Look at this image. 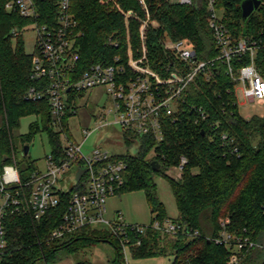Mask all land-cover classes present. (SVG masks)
<instances>
[{
  "label": "trees",
  "instance_id": "trees-1",
  "mask_svg": "<svg viewBox=\"0 0 264 264\" xmlns=\"http://www.w3.org/2000/svg\"><path fill=\"white\" fill-rule=\"evenodd\" d=\"M6 1L0 0V82L3 93L0 164L9 163V155L14 151L11 132L25 115H33L37 121L31 125L29 140L22 139V144L28 146L32 135L45 132L52 152L61 157L60 133L50 125L47 102H29L24 98L32 84L29 79L31 57L25 53L23 38L14 39L10 32L26 21L16 13L8 12ZM101 1L106 0L71 2L78 31L82 33L79 40L82 70L97 62L114 64L115 58L128 70L129 55L138 60L145 53L149 68L161 78H168L176 60L163 48L162 41L166 37L172 41H190L198 59L208 60L218 55L208 27L204 0H194L191 5L169 0H143L150 18L159 24L157 28H145L143 35L140 33L141 22L126 19L122 14L132 12L143 19L144 10L139 0H114L122 12L111 3ZM242 1L219 0V6L226 10L224 22L235 27L236 34L244 25ZM245 26L251 34H257L264 28V15L251 16ZM256 63L264 79V47L259 50ZM237 67L235 60V71ZM234 88L235 83L225 72L209 81L199 75L182 93L175 115L164 119L161 141L123 134L125 146L136 145L137 152L115 157L127 165L124 186L118 195L142 191L154 215L143 234H127L131 239L128 246L132 258L172 256L171 264H227V249L210 241L218 235L222 220L228 222L229 230L264 244V116L254 115L249 119L241 116ZM67 118L62 122L66 133ZM182 158L187 163L180 176L168 175V171L180 166ZM157 163L159 169H155ZM32 168L29 173L34 170ZM156 176L164 177L169 184L178 212L176 219L168 217L158 198ZM67 198L68 194L39 222L27 215L10 216L11 252L0 264H34L40 259L49 262L61 251L76 253L100 242L113 246L115 260L112 264H124L120 238L108 229L83 228L50 239L51 232L62 222ZM165 220H172L188 231L171 236L152 229L154 221ZM194 232L197 235H192ZM238 264H264V250L246 249Z\"/></svg>",
  "mask_w": 264,
  "mask_h": 264
},
{
  "label": "built area",
  "instance_id": "built-area-1",
  "mask_svg": "<svg viewBox=\"0 0 264 264\" xmlns=\"http://www.w3.org/2000/svg\"><path fill=\"white\" fill-rule=\"evenodd\" d=\"M72 1L5 2L8 12L16 13L26 21L23 26L11 30L12 38H23L29 30H33L36 37L35 49L30 55L29 79L32 84L24 98L29 102H47L50 125L55 132L60 133V138L66 140V144L60 141L61 157L53 152L47 156L44 172L33 170L23 177L11 157L9 163L0 164V262L10 256L11 252L8 235L10 216L27 215L39 222L62 203L66 194L67 208L61 224L51 232L50 239H58L83 228H103L120 238L124 249H127L131 241L127 234H143L148 228L127 224L120 212L112 214L110 219L106 217V201L109 197L118 195L123 188L127 165L124 161L115 159L119 155H111L98 147L84 150L86 139L95 130L105 125H114L120 128L122 140L123 134L130 133L140 138L161 141L164 119L175 115L182 93L199 75L209 81L225 72L235 83L237 104L238 93L245 102L264 103V79L256 63L258 52L264 47V28L253 35L247 26L241 25V31L236 34L235 27L224 22L226 10L219 6V0H204L208 27L218 55L208 60L198 59L190 41H172L166 37L162 41L163 48L176 60V65L165 79L149 68L145 53L138 60L129 55L128 70L119 64L118 58H115L114 64L97 62L82 70L79 55L82 33L78 31L72 13ZM139 1L144 10L143 19L132 12L122 14L126 19L140 21V33L143 35L145 28H157L159 24L150 18L143 0ZM169 1L181 5H191L194 2ZM255 1L259 2V6L251 16L264 15V0ZM101 3H111L122 12L114 0ZM114 45L118 46L116 43ZM235 60L238 65L236 71ZM98 87H105L111 107L95 116L97 126L94 130L82 131L81 142H73L69 139V121L78 115L74 96L83 95ZM2 97L0 82V128ZM105 115L111 117L110 122L105 120ZM259 116L263 117L264 114ZM65 118L68 121V133L62 127ZM186 163L182 158L180 166L174 169L177 171L176 178L180 176ZM67 173L69 175L65 178ZM262 209L264 211V204ZM151 227L171 236L186 231V227L172 220L154 221ZM210 241L227 249V264H238L246 249L256 247L264 250V244L255 243L243 233L229 230L226 220L220 222L218 235Z\"/></svg>",
  "mask_w": 264,
  "mask_h": 264
},
{
  "label": "rangeland",
  "instance_id": "rangeland-1",
  "mask_svg": "<svg viewBox=\"0 0 264 264\" xmlns=\"http://www.w3.org/2000/svg\"><path fill=\"white\" fill-rule=\"evenodd\" d=\"M171 1L178 2V0ZM35 39V32L33 30H29L24 34L23 40L26 54L31 55L34 52ZM74 100L77 105L78 115L69 121V139L79 143L82 141V131L86 129L94 130L97 126L95 116L99 112H105V110L110 108L111 103L105 87H98L80 96L75 95ZM238 109L244 118L254 115L259 116L264 114V103L261 104L259 101L245 102L241 94L238 93ZM105 120L110 122L111 117L105 115ZM36 121L37 119L33 115L22 116L19 119V124L13 127L11 132L14 151L9 156L12 162L15 160L19 171L24 177L29 174L31 167L34 170L44 172L46 158L52 152V145L48 134L38 132L32 135L31 140L27 142L29 147L28 155L23 156V147L25 145L22 144V139L29 140L31 125ZM61 143L66 144V140L63 137H61ZM95 147L107 151L111 155L135 154L137 152L136 145L131 148L124 145L121 130L114 125H105L95 130L86 139L84 145L85 151ZM13 155L14 158H12ZM167 174L173 177L177 175V171L172 169ZM68 175L69 173L65 175V178ZM154 180L157 186L158 198L164 204L168 217L172 220L176 219L178 212L167 180L162 176H156ZM106 209L107 218L110 219L112 214L120 212L125 222L131 225L149 226L154 218L142 191L126 192L121 195L111 196L106 201ZM120 248L123 260L125 261L124 264H171L173 260L172 256L134 259L131 256L129 248L124 249L122 243H120ZM113 260H115L113 246L109 243L100 242L76 253L61 251L55 255V259L52 261L46 262L40 259L34 264H112Z\"/></svg>",
  "mask_w": 264,
  "mask_h": 264
},
{
  "label": "water",
  "instance_id": "water-1",
  "mask_svg": "<svg viewBox=\"0 0 264 264\" xmlns=\"http://www.w3.org/2000/svg\"><path fill=\"white\" fill-rule=\"evenodd\" d=\"M259 6V2L255 0H243L240 4L241 8V17L244 25L246 24L248 18L251 16L252 12L256 10ZM29 151L28 146L23 147V156H27ZM156 163V162H153ZM160 165L157 163L155 169H159ZM186 231L188 230L187 228L185 229Z\"/></svg>",
  "mask_w": 264,
  "mask_h": 264
}]
</instances>
